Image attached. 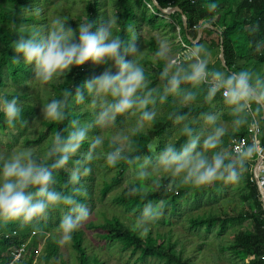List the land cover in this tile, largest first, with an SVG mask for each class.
<instances>
[{"label": "trees", "instance_id": "obj_1", "mask_svg": "<svg viewBox=\"0 0 264 264\" xmlns=\"http://www.w3.org/2000/svg\"><path fill=\"white\" fill-rule=\"evenodd\" d=\"M35 0H0V92L8 84L16 88L10 95V99L23 95L25 100L29 98L27 93H21L20 89H28L34 82V73L31 65H27L21 59L20 62L13 60L17 54L13 50L14 41L19 38L18 29L23 28L25 33L32 30L43 31L47 28L48 16L42 17L44 25L40 26L36 22L37 13L27 17L25 14L27 6ZM153 2V0H146ZM158 7L163 10L178 7L183 13L174 12L170 14L172 18H179L181 33L184 41L191 45L198 38V33L201 27L208 24L204 30L203 37L195 46L208 45L211 49H218L219 56L211 63L212 70H224L227 72L249 70L259 75L255 77L264 78V48L256 50L257 44H264V0H154ZM217 4L214 12H209L207 9L208 3ZM116 20L117 33L122 40L128 44V39L132 34L133 11L130 8L129 0H116ZM98 2L96 0H88L82 16L77 17L78 22H74L68 18L66 24H79L85 20L92 21L96 24L98 16ZM151 16L155 17V13L160 10L153 6ZM183 15L187 17L188 27L184 25ZM168 22V21H165ZM30 23V26H26ZM51 26V25H50ZM221 46L224 47L225 58L228 69L224 67L220 61ZM151 49L157 52L158 43L153 39L151 41ZM155 59H149L143 56L139 61L144 65H149L153 69V73L149 74L145 71L146 80L151 78L155 82H162L159 89L155 92L151 91L153 97L157 101H161L160 97L164 94L166 80L161 78V73L164 70V64L161 57L155 55ZM87 63V62H86ZM86 63L81 66H73L71 71L65 75L50 82V90L47 92V102L52 99L66 98L67 104L65 107V119L63 121H52L45 116H40L37 108L30 104H23L22 121L17 122L15 127H10L3 114L0 113V132L11 136V141L16 139L17 132L22 135L27 129L39 121L40 128L33 129L32 136L23 138V146L28 151L33 153V157L37 162L51 164V160H46V153L50 147L52 138L56 132H61L67 136L72 131L73 121L81 120V114L74 110V94L77 88H83L85 83L84 68ZM217 63V64H215ZM190 63L184 61L181 66L187 67ZM177 67L173 66V72ZM254 77V79H255ZM190 86V91L196 94L195 103H185L179 105L172 110L170 117L162 121L153 122L149 127L131 136V140L127 142L126 147L113 144L112 135L106 134L107 138L103 146L94 150L100 152V156L93 162H79L81 168L89 167L92 172L89 175L82 176L80 184L87 192V196L77 197L81 202L85 203L91 210L89 218L81 223L77 231L73 233L72 239L67 241L70 244V262L66 261L62 254L63 242L62 235L59 229V221L63 215V211L57 208L50 209L46 221H40L39 227L41 231L34 230L32 224L21 223L20 221H0V264H12L14 261L15 252L23 245L30 243L29 252L34 250L33 255L26 257L22 263L18 264H104L101 256L93 253L91 243L94 235L86 232V228L90 232L97 234L107 247L109 256L116 258L125 257L126 253L131 254V259L135 263H145L147 260L156 259L162 264H190L189 260L184 258L181 250L177 249L176 240L179 235L173 232L165 233L163 227L154 226L150 228L146 234H143L141 229H134L133 225L136 219L132 215L140 214L146 203H152L153 200L167 199V193H182L194 188L193 185L184 184L181 181L173 184V178L164 177L162 182L150 181V190L142 189L141 185L130 181L131 175L136 171L137 166L144 158L152 157V149L149 147L165 134L169 126L176 120V115H184L189 122L186 126L190 127L195 133L194 122L198 119L202 112H206L213 104L225 102L222 93H217L215 98L209 102L206 100L208 87L205 84L194 87L191 84H182ZM147 91V90H145ZM71 92L72 95L65 97V93ZM173 94L167 95L165 101L171 107ZM86 98L80 104L90 105L92 98L87 94ZM143 95V92L141 93ZM255 115H257L262 128V144L264 145V111L262 104L252 103ZM247 109L239 114V118L244 121L243 126H235L233 121L237 119V114L232 110L224 114V117L233 124L232 130L228 136L230 140L239 136H247L249 131V122L251 114ZM35 126V125H34ZM96 137H87L82 148L90 150L91 144ZM187 137L184 136L183 130L177 137L175 142L177 148L186 142ZM115 147H122L127 160L121 161L116 166H109L104 154L113 150ZM40 148L33 151V149ZM80 159H85V155L77 152L72 157L69 163L63 168L54 171V177L57 180L54 188L58 191L68 192L72 185L68 184L69 176L76 162ZM128 161H131L129 163ZM96 162V163H95ZM69 165L74 166L72 169ZM246 167H251L247 161ZM252 170V168H251ZM247 176V180L241 185L242 194L240 199L247 206L244 218L252 225L251 228L244 232L234 234L230 250L241 261L247 264H264V205L260 201L258 188L253 179V172ZM99 180L102 183L100 193L104 199L114 188L121 187V191L112 199L113 205L117 209L124 210L128 214H123L120 211H115L110 214L108 211L98 213L95 189L85 188L86 181ZM173 184V185H172ZM139 185L141 191L131 193L130 189L133 186ZM171 185V187H169ZM67 186V187H65ZM173 186V187H172ZM176 195L170 201L176 202ZM100 214L103 221L96 220V216ZM130 215V216H129ZM133 219V221H132ZM189 221L192 227L205 225L209 230L213 225L219 223L220 230H223L229 222L235 221L234 218L221 219L216 215H208L203 217L191 218ZM171 231V229H169ZM97 242V241H96ZM40 253L39 260L36 259V254Z\"/></svg>", "mask_w": 264, "mask_h": 264}, {"label": "clouds", "instance_id": "obj_2", "mask_svg": "<svg viewBox=\"0 0 264 264\" xmlns=\"http://www.w3.org/2000/svg\"><path fill=\"white\" fill-rule=\"evenodd\" d=\"M216 8V3L210 2L207 5L209 12H214ZM18 33L19 38L14 41L13 46L17 55L13 60L20 62L22 59L25 64L31 65L34 78L41 84L47 85L70 72L73 66H81L88 61L96 65H107L99 75L86 81L82 89L77 88L74 94L76 103L83 102L85 94L92 98L94 104L99 102L100 111L95 119V124L99 127L110 126L119 115L133 109L140 110L139 119L132 130L133 135L140 133L145 125H150L155 120L156 113L149 106L155 104L156 99L151 91H144L147 89L145 70L135 60L128 58L138 49L134 43L126 44L121 37L114 35L110 22L95 25L92 21L85 20L73 28L61 19H56L50 28L43 31L32 30L25 33L20 28ZM261 48H264V44H257L256 50ZM202 51H205L203 46H195L192 52L195 62L187 67H177L171 74L169 65L165 66L161 78L166 80V84L160 100H165L170 93L179 94L182 84L194 87L208 84L206 100L211 102L218 92H222L225 102L233 106V111L237 114L234 125L243 126L244 121L239 118V114L251 107L252 103H264V78L254 79V73L249 70L210 71L209 59L200 55ZM156 55L166 59L167 48L161 45ZM71 95V92L65 93V97ZM109 97L112 98L111 101L107 99ZM195 99L193 91H186L182 95L184 103ZM66 104V98L48 101L44 107L45 117L52 121H63ZM0 113L10 127L21 122L23 109L18 97L0 98ZM185 119L184 115L175 116L176 122ZM205 122L214 126L216 119L209 114L205 116ZM72 123L74 130L67 136L58 131L52 138L46 153V160L52 161L50 165L37 162L33 153L28 150L12 152L0 161V221L18 220L32 224L34 230L39 232V222L46 221L50 209L57 208L63 211L58 225L62 232L61 242H67L72 239L81 223L89 218L91 210L77 197L87 196L80 181L82 176L92 172L91 168H81L77 161L68 180V184L72 185L71 190L65 192L54 188L57 183L54 171L63 169L88 137L87 127H78L77 121ZM183 134L187 137L183 145L177 148L175 143H168L159 153L157 165L164 173L179 178L184 184L197 187L211 186L217 181L230 184L241 182L246 163L256 152L255 143L244 146L239 152L223 150L221 142L225 130L221 127H215L203 142L200 136L193 135L188 126L184 127ZM103 143V138L97 136L91 148L94 150ZM86 159H94L92 151L87 154ZM104 159L109 166H116L128 158L122 147H115L104 154ZM137 175L143 178L149 172L140 171ZM139 191V185L130 189L133 194ZM161 215L159 205L146 203L136 217L133 228L146 233Z\"/></svg>", "mask_w": 264, "mask_h": 264}, {"label": "rangeland", "instance_id": "obj_3", "mask_svg": "<svg viewBox=\"0 0 264 264\" xmlns=\"http://www.w3.org/2000/svg\"><path fill=\"white\" fill-rule=\"evenodd\" d=\"M87 1L88 0H35L27 6L25 14L29 17L38 11L37 20H40V22L36 23L40 26L44 25L41 21L42 17L48 16L47 28H50L56 19H61L65 23L67 22L66 18L74 22H78L77 17L82 16ZM96 1L98 2V16L95 25H99L103 22H110L113 25L114 35H116V0ZM129 4L131 10L133 11L134 26H132V34L128 39V44L130 45L134 43L138 49L135 54L128 56L129 59H133L139 63L147 73H153L152 67L140 63L139 60L143 56H146L149 59L156 58L155 55L157 52L151 49V41L154 39L158 43V50L161 45H164L168 50L167 58L161 59L163 60L164 68L166 65H169L170 74L173 72V66L182 65L174 64V59L181 57L185 58L189 63L195 62L196 58L192 56V52L195 50V43L188 45L184 41L178 17L172 18L170 14L161 11L155 13V17L151 16L154 12V4L152 1L129 0ZM26 26H30V23ZM70 26L76 28L78 24L74 23ZM202 46L205 51H202L200 55L202 57L207 56L209 59L210 70L211 63H213L217 55L219 56V50L216 48L211 49L208 45ZM105 67H107V65H96L91 61H88L84 68V81L86 82L94 76L99 75ZM257 75H259L258 72L255 76ZM154 80L155 79L153 78L146 80L147 89L145 90L155 92L159 89L162 82H155ZM15 90V87L7 84L4 90L0 92V98L6 97L10 99V95ZM49 90V83L47 85L41 84L35 79L28 89H20L21 93H27L29 95L27 100L23 99L25 98L23 95H20V106L23 104H30L37 108L40 116H45L44 107L47 104V98L45 95L47 96V92ZM190 90V86L184 85L179 94L174 93L172 99L173 105H171V107L167 105L165 100L157 101L155 104L150 105L149 109L156 113V117L153 122L162 121L170 117L172 110L175 107L185 104L182 101V95L184 92ZM107 99L111 101L112 98L109 97ZM189 103L193 105L198 104L194 101ZM232 109L233 106L228 105L226 102H220L213 104L209 110L200 114L198 119L195 120L194 126L196 135L201 137V142H203V139L208 135L212 134L215 127H221L225 130V135L222 137L221 148L226 151H232V140H230L228 134L232 130L233 124H231L230 120L224 117V114L228 113ZM246 109L249 111L248 108ZM251 109L254 112L252 104ZM74 110L81 114V120L77 121V126L87 127L88 137L100 136L102 138H107L106 134H111L113 144H121L124 147H126L127 142L131 140L132 130L136 126V122L140 116V110L133 109L127 113L119 115L116 121L110 126L101 128L95 124L96 116L100 111L99 102L95 104L92 102L88 106H82L80 103H75ZM209 114L213 115L216 119V124L214 126L205 122V116ZM188 122L189 121L186 119L180 122L175 121L171 126H169L165 134L158 137V139L152 143V157L142 159L137 166L136 171L129 178L131 182L141 185L142 189L145 190H150V180L148 178L155 182H162L164 177H171L173 178V184L180 182L179 178L172 177L171 174L164 173L158 167L157 160L159 153L163 151L164 147L168 143L176 142L177 137ZM34 125L30 130L27 129L23 135L17 132L16 139L13 141H11V136L0 132V161H3L12 152L27 150L25 149L26 147L23 146V138L26 136H32L34 134L32 131L35 127H41L39 121H35ZM150 125H145V127L147 128ZM72 130L74 129L72 128ZM125 137L127 139H125ZM104 138L103 140L105 141ZM39 149L40 148L33 149V151ZM78 151L85 155V159H80L79 162H88L89 160L86 159V156L90 151H92L94 159L98 158L101 154L93 149H83L82 146ZM94 159L90 162L96 161ZM69 167L72 169L74 166L69 165ZM140 171H148L149 175L147 177L140 178L137 175ZM250 173H252L251 167H246V171L244 172L242 180L239 184L217 181L211 186H194V188H191L189 191L184 193L181 191L177 193H167V199L153 200V204L159 205L162 210V215L156 223L149 227V229L152 227L154 228V226L161 225L165 233L173 232L175 235H179V239L176 240L177 249L182 251L184 258L188 259L190 264H247L248 261L243 262L239 260L232 253L229 246L232 243L234 234L244 232L252 227L251 223L244 218L247 206L240 199L242 194L241 185L247 180V176L251 175ZM101 186L102 183L99 182V180L95 181L94 179L93 181H86L85 184V188L89 187L91 189H95L96 198L98 200V213H101L104 210L108 211L110 214L115 211H120L125 215L128 214L124 210L117 209L112 202L114 196L121 191V187L114 188L104 199L99 200V198H101ZM174 195H176V202L170 201ZM138 215L139 214H136L135 216L131 214V217L136 219ZM208 215H216L223 220L225 218H234L235 221L227 223L223 230H220L221 227L219 223L213 225L209 230L205 228V225L197 228L191 226L189 221L190 216L191 218H197ZM95 219L103 221L100 214H98ZM169 229H171V231H169ZM154 230L156 231V228H154ZM86 232L90 235H94L92 236L93 241L91 243V250H93L92 254L95 253L101 256L104 260V264H162L156 259H149L145 263H135L134 260L131 259L130 253H126L125 257L121 259L111 257L107 252V247L104 246L103 240L98 237L97 234L99 233L90 232L87 228ZM63 244L62 254L66 261L70 262V244L67 242H63ZM33 253L34 250L31 249L28 256L33 255ZM39 257L40 253L38 252L36 254V259L39 260Z\"/></svg>", "mask_w": 264, "mask_h": 264}, {"label": "built area", "instance_id": "obj_4", "mask_svg": "<svg viewBox=\"0 0 264 264\" xmlns=\"http://www.w3.org/2000/svg\"><path fill=\"white\" fill-rule=\"evenodd\" d=\"M186 61L185 58L179 57L178 59H174V64H182ZM206 87H209L208 84H205ZM222 93V92H219ZM248 110L251 114V119L249 122V131L246 136L235 137L231 141L232 151L239 152L244 146L251 145L253 143L256 144V152L252 156L248 162L251 165L253 172V179L255 180L256 186L258 188L260 201L263 202L264 205V145L262 144V128L258 117L253 113L251 107H248ZM30 243L23 245L20 249H18L14 254V261L12 264L22 263L28 253H29Z\"/></svg>", "mask_w": 264, "mask_h": 264}, {"label": "water", "instance_id": "obj_5", "mask_svg": "<svg viewBox=\"0 0 264 264\" xmlns=\"http://www.w3.org/2000/svg\"><path fill=\"white\" fill-rule=\"evenodd\" d=\"M153 4H154L155 7H157L158 10H160L161 12H165L167 14H172L174 12L183 13V11L180 10L178 7L169 8L167 10H163V9H160L158 7L157 3L154 0H153ZM183 20H184V25L187 28L188 27V22H187V17L185 15H183ZM207 27H209L208 24H205L203 27H201V29L199 30V33H198V38H197V40L194 41V43H198L201 40V38L203 37L204 30ZM220 61H221L222 65L228 69L227 62H226V58H225L224 47L223 46H221ZM261 104L263 106V111H264V103H261Z\"/></svg>", "mask_w": 264, "mask_h": 264}]
</instances>
